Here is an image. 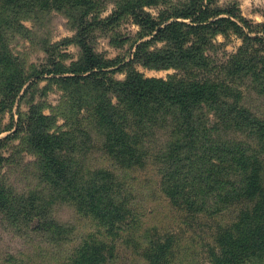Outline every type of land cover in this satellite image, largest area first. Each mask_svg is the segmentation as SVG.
Returning a JSON list of instances; mask_svg holds the SVG:
<instances>
[{
    "label": "trees",
    "instance_id": "trees-1",
    "mask_svg": "<svg viewBox=\"0 0 264 264\" xmlns=\"http://www.w3.org/2000/svg\"><path fill=\"white\" fill-rule=\"evenodd\" d=\"M62 1L78 12L75 40L82 57L69 69L52 72L69 74L56 77L62 84L87 87L75 100L76 130L131 171L145 170L151 162L162 163L159 185L176 223L169 227L146 224V215L127 206L130 199L121 193V183L114 182L116 176L108 169H97L94 178L90 171L83 180L84 172L75 166L76 131L70 127L52 130L45 125L49 116L39 113L29 130V141L40 155L52 190L61 188L77 215L95 228L138 247V255L147 264H241L264 257V116L244 103L246 91L264 97V48L259 47L263 38L250 36L251 29L245 31L230 18L212 20L223 11L209 7L211 0H184L162 9L156 17L144 7L158 0H119L101 22L129 13L144 30L142 36L157 30L151 40L136 44L134 57L144 66L175 71L163 78L146 77L131 69L124 80H116L108 67L122 59L104 60L89 43L91 23L86 17L91 0ZM16 2L0 0V64L8 52L1 33L2 22H7L5 9ZM55 2L31 0L39 8ZM223 22L239 32L243 42L219 59L209 53L215 46L208 32ZM157 38L165 40V46L149 49ZM45 71L50 72L43 68L37 74ZM17 74L10 72L0 81V104L5 98L13 101L31 76L16 81ZM83 108H87L85 114ZM163 128L171 137L165 152L150 144L154 130ZM37 199V192L19 196L0 182V212L12 223L51 233L54 240L66 239L72 226L40 219L43 207ZM92 232L80 238L85 249L79 245L53 264L112 263L113 245L95 246ZM6 255L0 264H40L38 254Z\"/></svg>",
    "mask_w": 264,
    "mask_h": 264
},
{
    "label": "rangeland",
    "instance_id": "rangeland-1",
    "mask_svg": "<svg viewBox=\"0 0 264 264\" xmlns=\"http://www.w3.org/2000/svg\"><path fill=\"white\" fill-rule=\"evenodd\" d=\"M117 1L119 0H91L90 12L86 17L91 23L89 43L94 51L107 61L122 59L119 64L108 67L111 71L109 75L116 80H124L131 69L146 77L166 78L168 74H172L174 68L147 67L134 57L136 44L151 40L157 30L142 36L144 30L129 13H122L118 19L109 22H101L117 8ZM182 1L184 0H158V4L145 6L144 9L156 17L162 9ZM208 5L212 9L223 11L212 20L227 17L241 25L245 31L247 28L251 29L248 34L262 37L263 45L259 47L264 48V0H211ZM227 10L233 11L232 14ZM5 13L7 22H2L1 33L8 52L7 58L2 59L0 64V81L10 72H18L16 81L27 75L31 76L15 95V100L5 98L0 104V182L19 196L26 197L29 193L37 192L38 204L43 207L40 219L51 218L59 225H71L72 228L66 239L54 240L51 233L33 231L21 223H12L11 218L0 212V262L7 257L6 254L19 258L22 254L33 253L40 256V260H37L40 264H53L64 259L73 248L77 250L80 238L86 232L93 231L91 238L95 241V246L102 243L113 245L116 255L110 264H147V260L138 255V247L129 241L125 244L122 239L105 233L99 227L95 228L88 219L77 215L75 206L67 200L61 188L52 190L46 172L43 173L40 155L29 141V130L34 126L39 113L49 116L45 125L52 127V130L70 127L77 135L75 166L84 172L83 180L91 172L94 178L97 169H108L111 175L116 176L114 182L121 183V193L130 199L126 200L127 206H132L135 211L146 215V224H157L161 227L175 225L176 220L169 213L170 206L159 185L158 171L162 170V163L151 162L145 170L131 171L130 167L109 159L104 150L92 146V141L86 140L76 130L78 126L75 100L78 95L83 96L87 87L62 84L56 77L69 74H55L52 71L63 67L69 69L82 57L81 47L75 40L77 25L80 23L77 10L62 0H56L51 6L42 8L32 5L31 0H18L14 7L5 9ZM171 20L172 18L166 22ZM208 33L215 46L209 53L219 59H224L227 53L235 52L243 42L240 33L231 25L226 26L224 22ZM165 44V40L153 39L149 49L161 48ZM126 62H132V65L124 64ZM43 68L50 72L37 74ZM79 88L81 90H77ZM246 94L244 103L251 106L256 115L264 116V97L251 91H246ZM11 95L9 90L8 96ZM110 96L114 101L112 93ZM83 112L85 114L87 108H83ZM154 131L155 136L150 144L165 152V144L171 139L168 138V130L163 128ZM90 135L91 138H97L94 132ZM81 174L79 172L77 175L78 184L81 183ZM193 228H196L195 225ZM82 248L85 249V246ZM241 264H264V257L248 259Z\"/></svg>",
    "mask_w": 264,
    "mask_h": 264
}]
</instances>
